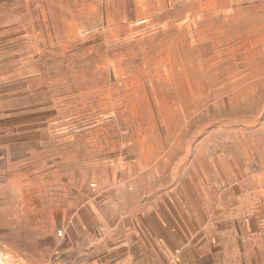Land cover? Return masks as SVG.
<instances>
[{
  "label": "rangeland",
  "instance_id": "1",
  "mask_svg": "<svg viewBox=\"0 0 264 264\" xmlns=\"http://www.w3.org/2000/svg\"><path fill=\"white\" fill-rule=\"evenodd\" d=\"M263 8L0 0V252L264 264Z\"/></svg>",
  "mask_w": 264,
  "mask_h": 264
},
{
  "label": "bare ground",
  "instance_id": "2",
  "mask_svg": "<svg viewBox=\"0 0 264 264\" xmlns=\"http://www.w3.org/2000/svg\"><path fill=\"white\" fill-rule=\"evenodd\" d=\"M100 0H96L98 2ZM264 9V8H263ZM74 24L73 21H71L70 24L67 25V27H71ZM37 26V25H36ZM263 61V60H262ZM238 157V156H237ZM236 159V158H235ZM241 162V161H240ZM232 163V162H231ZM243 164V163H242ZM234 166V165H233ZM238 173V172H237ZM0 264H12L11 258L8 254L0 252Z\"/></svg>",
  "mask_w": 264,
  "mask_h": 264
}]
</instances>
